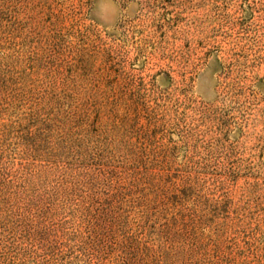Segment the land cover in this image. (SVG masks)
<instances>
[{"label": "rangeland", "instance_id": "obj_1", "mask_svg": "<svg viewBox=\"0 0 264 264\" xmlns=\"http://www.w3.org/2000/svg\"><path fill=\"white\" fill-rule=\"evenodd\" d=\"M0 264H264V0H0Z\"/></svg>", "mask_w": 264, "mask_h": 264}]
</instances>
